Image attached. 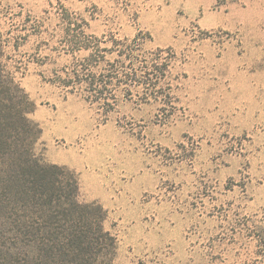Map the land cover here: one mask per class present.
Here are the masks:
<instances>
[{"label": "rangeland", "instance_id": "rangeland-1", "mask_svg": "<svg viewBox=\"0 0 264 264\" xmlns=\"http://www.w3.org/2000/svg\"><path fill=\"white\" fill-rule=\"evenodd\" d=\"M67 12L85 34L170 48L171 103L67 92L59 76L87 54L67 51ZM0 47L36 156L101 205L115 264H264V0H0Z\"/></svg>", "mask_w": 264, "mask_h": 264}, {"label": "trees", "instance_id": "trees-1", "mask_svg": "<svg viewBox=\"0 0 264 264\" xmlns=\"http://www.w3.org/2000/svg\"><path fill=\"white\" fill-rule=\"evenodd\" d=\"M67 16V51H87L57 80L67 92L81 91L105 110L120 98L171 103L170 48L146 50L138 33L97 38L84 33L78 17ZM1 56L0 47V264H115L116 238L104 228L101 205L79 200L72 170L36 156L40 128L29 118L33 103Z\"/></svg>", "mask_w": 264, "mask_h": 264}]
</instances>
